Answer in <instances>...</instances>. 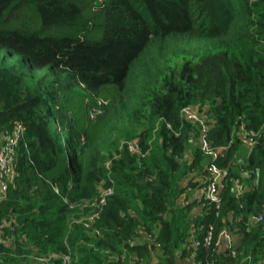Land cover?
<instances>
[{
  "label": "trees",
  "instance_id": "1",
  "mask_svg": "<svg viewBox=\"0 0 264 264\" xmlns=\"http://www.w3.org/2000/svg\"><path fill=\"white\" fill-rule=\"evenodd\" d=\"M185 107L227 148L195 218L212 160ZM17 127L0 264H264V0H0V138Z\"/></svg>",
  "mask_w": 264,
  "mask_h": 264
},
{
  "label": "built area",
  "instance_id": "2",
  "mask_svg": "<svg viewBox=\"0 0 264 264\" xmlns=\"http://www.w3.org/2000/svg\"><path fill=\"white\" fill-rule=\"evenodd\" d=\"M102 102V101H100ZM105 104V102H102ZM101 112L98 110L96 111V114H100ZM94 114H91V118H94ZM180 117L181 119L192 123L196 125L199 128V137H197L196 141L200 145V151L203 152L205 155L211 156V162L209 164L208 168V176H204L201 179H198L200 181V188L198 191L194 192L193 190L190 192V200L189 203L193 204L196 203V213L192 216V218H195L198 214H201L206 208L205 205L202 203H209V204H218L220 203L219 199V191L218 186L221 181L223 172L221 169L217 168L216 165L213 164L214 160L217 158L218 155H221L223 152L226 151V147H218L214 149L211 147L209 142L206 140V133H207V126L206 124L201 120L200 116L197 115V113L191 108V107H185L180 111ZM22 133L21 127L15 128V130L12 132V134L8 137H5L3 139H0V199L4 197V193L6 191V183L5 179L12 173V166H13V157H14V149L20 140V136ZM239 138L242 140V143H246L248 145H251V140L248 138V134L244 131V129L241 128L239 131ZM126 145L125 150L127 153L130 154H136L140 153L139 149L134 142H126L124 143ZM139 156V155H138ZM240 187L235 184L234 186V197H237L240 195V191L238 190ZM55 192H57V189H54ZM112 193L110 188H107L106 190L102 191L97 201L90 203V207L93 208H101L105 205V200L108 196H110ZM97 216V213H94L89 217V221H92L93 218ZM258 221L260 220V216L256 218ZM87 226V225H86ZM219 236L214 243L215 247H219L220 249H231V235L229 232L225 231H219ZM211 233H209L204 240L205 246L211 245ZM2 244L1 239V233H0V245ZM233 254L234 251H231ZM62 261L63 264L69 263V257L68 256H57L53 255L48 257H33L32 264H52V261L56 259ZM187 263V262H186ZM184 263V264H186ZM191 261L188 262L190 264Z\"/></svg>",
  "mask_w": 264,
  "mask_h": 264
},
{
  "label": "bare ground",
  "instance_id": "3",
  "mask_svg": "<svg viewBox=\"0 0 264 264\" xmlns=\"http://www.w3.org/2000/svg\"><path fill=\"white\" fill-rule=\"evenodd\" d=\"M255 219V221H258L256 218H254Z\"/></svg>",
  "mask_w": 264,
  "mask_h": 264
},
{
  "label": "water",
  "instance_id": "4",
  "mask_svg": "<svg viewBox=\"0 0 264 264\" xmlns=\"http://www.w3.org/2000/svg\"><path fill=\"white\" fill-rule=\"evenodd\" d=\"M96 5H99V3L97 2Z\"/></svg>",
  "mask_w": 264,
  "mask_h": 264
},
{
  "label": "crops",
  "instance_id": "5",
  "mask_svg": "<svg viewBox=\"0 0 264 264\" xmlns=\"http://www.w3.org/2000/svg\"><path fill=\"white\" fill-rule=\"evenodd\" d=\"M1 139V138H0ZM110 182L112 183V181L110 180Z\"/></svg>",
  "mask_w": 264,
  "mask_h": 264
},
{
  "label": "rangeland",
  "instance_id": "6",
  "mask_svg": "<svg viewBox=\"0 0 264 264\" xmlns=\"http://www.w3.org/2000/svg\"><path fill=\"white\" fill-rule=\"evenodd\" d=\"M198 180V179H197Z\"/></svg>",
  "mask_w": 264,
  "mask_h": 264
}]
</instances>
